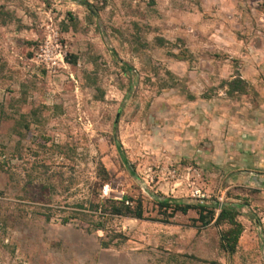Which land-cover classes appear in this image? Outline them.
<instances>
[{
	"label": "rangeland",
	"instance_id": "1",
	"mask_svg": "<svg viewBox=\"0 0 264 264\" xmlns=\"http://www.w3.org/2000/svg\"><path fill=\"white\" fill-rule=\"evenodd\" d=\"M83 1L0 0V264H264L261 176L203 164L219 115L198 119L210 132L198 158L173 141L194 106L264 98L243 77L253 66L264 87V0H88L97 15ZM238 78L244 89L231 88ZM150 192L216 213L236 204V251L220 247L228 225L200 226L195 210L159 221ZM124 195L143 199L147 219L107 215L86 229L101 218L90 202ZM74 210L84 215L63 223Z\"/></svg>",
	"mask_w": 264,
	"mask_h": 264
},
{
	"label": "crops",
	"instance_id": "2",
	"mask_svg": "<svg viewBox=\"0 0 264 264\" xmlns=\"http://www.w3.org/2000/svg\"><path fill=\"white\" fill-rule=\"evenodd\" d=\"M249 68L243 77L253 84L255 82L256 88L262 89L264 97V87L258 85L259 76L252 72L253 66ZM234 103L233 105L236 106H230L228 109L221 108L217 112L215 110L202 112L199 111V106L189 109L187 115L190 117V122L187 125L179 124L182 131L174 137L173 141L177 143L176 149L179 150L182 158H198L194 152L201 139V134L203 130L210 133L205 122L210 117L219 115L221 121L219 127L216 126L211 130L213 135L219 130L218 135L213 137L211 152L208 150V153L203 155V164L205 166L214 165L218 168L228 167L232 170H247L252 178L258 173L261 176V183L264 184V145L260 141L261 136L264 135V98L258 99L257 103L248 102L246 106ZM199 117L206 119L200 127L197 125ZM184 127L194 132V138L189 139V135L183 136V130L186 129Z\"/></svg>",
	"mask_w": 264,
	"mask_h": 264
},
{
	"label": "trees",
	"instance_id": "3",
	"mask_svg": "<svg viewBox=\"0 0 264 264\" xmlns=\"http://www.w3.org/2000/svg\"><path fill=\"white\" fill-rule=\"evenodd\" d=\"M82 4L87 7L92 15L98 14L99 9L95 8L93 3L88 0H84ZM67 59L70 63H76L77 55L71 54L70 57H67ZM229 84L232 86L231 88L240 90L244 89L246 86V82L241 78L232 80ZM98 169L100 179L106 181L109 178L106 168L103 164H100ZM150 194L156 203L158 215H160V218H158L159 221L169 223L177 213L186 214L190 210H195L197 213L195 221H198L200 226H208L212 223V221H214V224L216 225H228V228L221 232L220 247L228 253H234L236 251L240 237L244 231V226L238 219L239 209L236 204L225 202L220 206L219 211L216 213L215 206L213 204H208L201 200L198 202L188 200L185 201L183 199L169 197L161 193L156 194L154 192H150ZM132 202L133 199L128 195L122 196L121 199L106 198L97 204H95V202H90L91 207H93L94 214L89 215L97 217L101 216V218L97 221L91 220L92 222H90V226L86 227V229L91 230L92 227H95L96 229H103L105 222L104 219L107 215L132 216L138 219H147L144 215L145 209L143 199L139 198L138 200H135L134 204ZM98 211H100L99 214L97 213ZM81 215H84L83 211L74 210L63 216L62 222L68 223L70 220L78 218ZM45 216L47 220H50L52 214L46 212ZM117 235L123 240L126 239V236L123 233H119ZM111 243V240L102 239L101 241L102 247L105 248H108Z\"/></svg>",
	"mask_w": 264,
	"mask_h": 264
},
{
	"label": "built area",
	"instance_id": "4",
	"mask_svg": "<svg viewBox=\"0 0 264 264\" xmlns=\"http://www.w3.org/2000/svg\"><path fill=\"white\" fill-rule=\"evenodd\" d=\"M173 174L176 173V169H173L172 171ZM195 197L200 198V199H204L206 197V194L204 192H202V190L198 187H195L192 193ZM262 220H264V218H262Z\"/></svg>",
	"mask_w": 264,
	"mask_h": 264
}]
</instances>
